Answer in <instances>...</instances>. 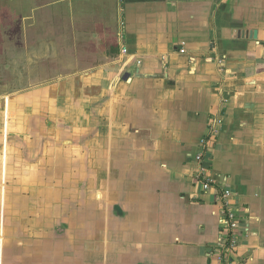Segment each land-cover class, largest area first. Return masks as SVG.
Here are the masks:
<instances>
[{"label": "crops", "instance_id": "1", "mask_svg": "<svg viewBox=\"0 0 264 264\" xmlns=\"http://www.w3.org/2000/svg\"><path fill=\"white\" fill-rule=\"evenodd\" d=\"M68 24L1 44L0 264H264V0Z\"/></svg>", "mask_w": 264, "mask_h": 264}, {"label": "rangeland", "instance_id": "2", "mask_svg": "<svg viewBox=\"0 0 264 264\" xmlns=\"http://www.w3.org/2000/svg\"><path fill=\"white\" fill-rule=\"evenodd\" d=\"M50 1L52 0H0V55L8 51V47L4 50L2 46L4 41L16 44L15 51L11 52L16 54L15 52L23 50L19 44L25 38L32 42L42 41L44 43H51L57 39L61 43L58 49L73 45V31L67 29V22L70 21L68 25L76 29V43L79 48L85 42H89L83 36L84 34L92 32L94 39H101V31L97 29L96 34L94 28L99 27L98 23L105 19L108 20L107 22L112 20L111 0H67L59 5H50L53 9L48 5ZM32 7L34 8L31 14ZM23 16L27 18L23 20ZM53 21L55 23L64 22V25L61 29H57L56 26L50 25ZM95 25L96 27H93ZM66 52L67 50H60L59 54L61 56ZM48 53L50 56L53 55V49L50 48ZM48 53L44 50V54Z\"/></svg>", "mask_w": 264, "mask_h": 264}, {"label": "built area", "instance_id": "3", "mask_svg": "<svg viewBox=\"0 0 264 264\" xmlns=\"http://www.w3.org/2000/svg\"><path fill=\"white\" fill-rule=\"evenodd\" d=\"M205 144H206V139L204 138L202 140V145L204 146ZM198 177L202 181V187H203V189H208L211 186L212 179H211V177H209L207 175V171H206L205 168L202 167L200 169V172L198 174ZM228 195H229V192L227 190H224L221 193V196H223V198H226ZM228 220H229V226L231 228H234L236 226V218H235V216H234L233 213H229ZM234 245H235V241L232 240V239H229V243L226 246V250L227 251L230 250L231 248H233ZM223 264H234V263H233V261L225 260Z\"/></svg>", "mask_w": 264, "mask_h": 264}, {"label": "flooded vegetation", "instance_id": "4", "mask_svg": "<svg viewBox=\"0 0 264 264\" xmlns=\"http://www.w3.org/2000/svg\"><path fill=\"white\" fill-rule=\"evenodd\" d=\"M40 1H43V0H40ZM67 0H52V1H50L49 2V6L50 5H53V6H55V5H59L60 3H64V2H66ZM111 3H112V6H111V13H110V16H111V18H112V22L110 21V23H114L115 21H116V18H117V6H118V0L117 1H114V0H111ZM52 6V7H53ZM67 6H68V8H69V2L67 3ZM51 7V6H50ZM51 7V8H52ZM33 8L34 7H32L31 8V14L33 13ZM53 9V8H52ZM116 10V11H115ZM68 12V11H67ZM27 16V15H26ZM26 16H23V20H25L27 17ZM33 16V18H34V15H32ZM103 21H108L107 19H105V20H103ZM102 21V22H103ZM67 23H71V21L70 22H67ZM36 24H37V22H36ZM53 25V26H56V28H61L63 25H64V22H57V23H55L54 21H53V23H50V25ZM25 39H27V38H25ZM28 40V39H27ZM29 41V40H28ZM31 42V41H30ZM19 46H20V44H19Z\"/></svg>", "mask_w": 264, "mask_h": 264}]
</instances>
